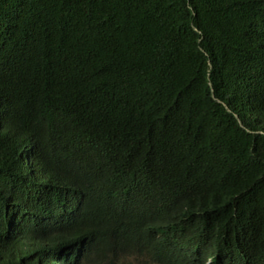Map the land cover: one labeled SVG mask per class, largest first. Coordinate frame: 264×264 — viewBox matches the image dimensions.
<instances>
[{
    "label": "trees",
    "instance_id": "1",
    "mask_svg": "<svg viewBox=\"0 0 264 264\" xmlns=\"http://www.w3.org/2000/svg\"><path fill=\"white\" fill-rule=\"evenodd\" d=\"M131 258L264 264V0H0V264Z\"/></svg>",
    "mask_w": 264,
    "mask_h": 264
},
{
    "label": "rangeland",
    "instance_id": "2",
    "mask_svg": "<svg viewBox=\"0 0 264 264\" xmlns=\"http://www.w3.org/2000/svg\"><path fill=\"white\" fill-rule=\"evenodd\" d=\"M139 261H140V260H138L137 258H131L130 261H129V263H130V264H140ZM140 262H141L142 264L145 263L144 260H141Z\"/></svg>",
    "mask_w": 264,
    "mask_h": 264
}]
</instances>
